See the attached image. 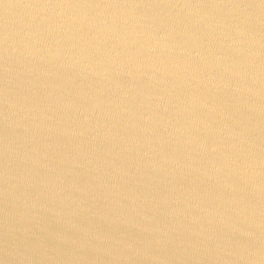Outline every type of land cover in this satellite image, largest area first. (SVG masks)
Masks as SVG:
<instances>
[{"label":"water","instance_id":"obj_1","mask_svg":"<svg viewBox=\"0 0 264 264\" xmlns=\"http://www.w3.org/2000/svg\"><path fill=\"white\" fill-rule=\"evenodd\" d=\"M0 264H264V0H0Z\"/></svg>","mask_w":264,"mask_h":264}]
</instances>
